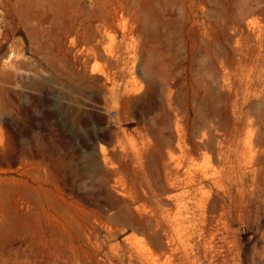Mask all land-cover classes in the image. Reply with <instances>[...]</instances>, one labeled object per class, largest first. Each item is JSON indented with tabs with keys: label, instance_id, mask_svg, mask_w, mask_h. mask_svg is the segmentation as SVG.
I'll use <instances>...</instances> for the list:
<instances>
[{
	"label": "rangeland",
	"instance_id": "obj_1",
	"mask_svg": "<svg viewBox=\"0 0 264 264\" xmlns=\"http://www.w3.org/2000/svg\"><path fill=\"white\" fill-rule=\"evenodd\" d=\"M0 264H264V0H0Z\"/></svg>",
	"mask_w": 264,
	"mask_h": 264
},
{
	"label": "bare ground",
	"instance_id": "obj_2",
	"mask_svg": "<svg viewBox=\"0 0 264 264\" xmlns=\"http://www.w3.org/2000/svg\"><path fill=\"white\" fill-rule=\"evenodd\" d=\"M250 177L251 178L253 177V171L252 170L250 171Z\"/></svg>",
	"mask_w": 264,
	"mask_h": 264
}]
</instances>
